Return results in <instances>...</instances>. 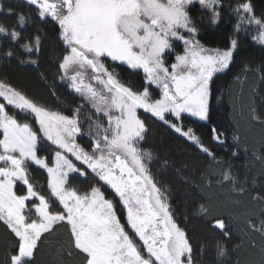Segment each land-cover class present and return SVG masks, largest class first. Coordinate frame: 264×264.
<instances>
[{
  "label": "snow or ice",
  "instance_id": "1",
  "mask_svg": "<svg viewBox=\"0 0 264 264\" xmlns=\"http://www.w3.org/2000/svg\"><path fill=\"white\" fill-rule=\"evenodd\" d=\"M26 3L39 19L56 24L64 49L56 76L80 104L65 113L0 79V222L15 239L8 264H37L42 247L61 229L67 242L57 252L60 264L77 258L80 264H194L190 238L153 173L154 154L143 147L149 128L142 116L148 114L216 161L214 150L183 120L210 122L213 77L230 69L239 46L232 38L224 50L208 49L198 38L197 6L209 10L217 24L221 0ZM233 12L234 32L254 23L262 29L256 39L264 44V18L256 17L250 0ZM18 19L23 26L25 18ZM0 34L19 41L27 54L21 63L38 65L33 58L41 48L38 36L26 43L20 32L3 26ZM120 66L143 74L139 88L114 70ZM257 119L264 124V117ZM212 132L218 143H227L219 128ZM49 144L52 159L43 155ZM34 170H44L45 185H37ZM78 178L85 187L73 183ZM117 205L125 210L123 222ZM214 229L223 240L231 239L224 219L216 218ZM256 231L264 234V225Z\"/></svg>",
  "mask_w": 264,
  "mask_h": 264
},
{
  "label": "trees",
  "instance_id": "2",
  "mask_svg": "<svg viewBox=\"0 0 264 264\" xmlns=\"http://www.w3.org/2000/svg\"><path fill=\"white\" fill-rule=\"evenodd\" d=\"M242 2L221 0V22L217 24L211 23L209 10L197 6L198 38L203 46L226 49L232 38L239 40L235 61L228 72L213 78L210 122L190 117L183 120L186 127L214 150L216 161L206 158L190 142L148 114L142 116L149 128L143 147L154 154L153 173L164 184L175 221L190 238L194 264H264V238L252 233L249 227L256 230L264 225V199L261 198L264 195V124L254 119L255 115L264 117V44L256 39L262 29L254 23L245 22L239 33L234 32L237 19L233 9ZM250 2L256 17L264 18V0ZM0 4L5 9L0 12V26L20 32L26 43H32L37 36L41 41L38 56L33 57L38 59V65H32L20 62L27 54L21 51L19 41L0 34V79L23 87L37 99L47 101L51 108L68 113L80 104V99L56 76L57 63L64 53L56 24L39 19L36 9L25 0H0ZM9 8L11 12L7 11ZM21 15L25 18L23 26L18 19ZM8 51L14 55L7 57ZM121 68L114 70L125 82L139 88L143 74ZM213 128H219L226 135V144L213 138ZM80 143L87 147L88 141L81 139ZM52 147L46 145L45 158H53ZM32 176L38 185H45L43 172L34 170ZM226 176L231 179L226 180ZM73 183L86 186L79 178ZM42 191L47 196V189ZM117 213L123 222L125 210L117 205ZM216 218L227 222L230 240H223L214 229ZM62 242H67L64 229L42 247L37 264H60L57 252ZM221 245L224 255L220 254ZM14 247L13 235L0 223V264H8ZM73 264H80L79 258Z\"/></svg>",
  "mask_w": 264,
  "mask_h": 264
},
{
  "label": "rangeland",
  "instance_id": "3",
  "mask_svg": "<svg viewBox=\"0 0 264 264\" xmlns=\"http://www.w3.org/2000/svg\"><path fill=\"white\" fill-rule=\"evenodd\" d=\"M25 1H26V0H25ZM198 7H199V6H198ZM260 31H261V30H260ZM260 31H259V32H260ZM258 35H259V34H258ZM182 47H183L182 44H179V43H178V48L182 49ZM206 48H208V47H206ZM208 49H212V48H208ZM221 50H224V49H221ZM25 55H26V54H25ZM233 61H235V59H234ZM227 72H228V71H227ZM219 74H223V73H219ZM219 74H217V75H219ZM217 75H216V76H217ZM214 77H215V76H214ZM214 77H213V78H214ZM85 79H86V82H87V73H86ZM236 82L239 83V79H238ZM257 117H258V116L255 115L254 119H255L256 122H259V120L257 119ZM190 118L199 121L197 118H194V117H190ZM199 122H205V121H199ZM53 156H54V153H53ZM40 171L43 172V173L45 174L44 170H40ZM45 175H46V174H45ZM35 181H36V180H35ZM36 183H37V181H36ZM37 185H38V183H37ZM38 186H41V185L39 184ZM42 190H43V189H42ZM0 223H2V222H0ZM249 227H250V231H251L252 233H255L257 236L260 235L262 238H264V235H263V234H261V233L259 234V232H257L256 230H254L251 226H249ZM260 236H259V237H260ZM144 255L147 256V253L144 252Z\"/></svg>",
  "mask_w": 264,
  "mask_h": 264
}]
</instances>
